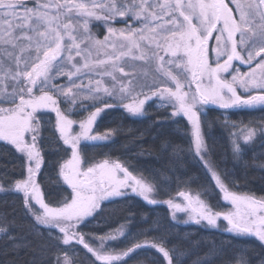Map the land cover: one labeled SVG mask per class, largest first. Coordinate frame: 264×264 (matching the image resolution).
<instances>
[{
  "label": "snow or ice",
  "instance_id": "6c2138e0",
  "mask_svg": "<svg viewBox=\"0 0 264 264\" xmlns=\"http://www.w3.org/2000/svg\"><path fill=\"white\" fill-rule=\"evenodd\" d=\"M100 25L103 39L93 32ZM126 58L143 62L150 73L141 80L125 71ZM149 103L163 109L157 124H183L187 139L185 148L161 138L158 150L189 155L213 181L216 204L206 189L191 187L194 181L166 192L156 175L130 159L89 154L113 142L118 131L97 130L102 113L122 108L143 117ZM209 105L225 110L219 123L228 130L235 160L257 137L264 139V121L237 124L227 115L264 109V0H0V142L20 160L17 175L0 174V192L18 195L23 209L20 221L0 213V234L12 250L28 247L14 229L45 238L39 264H83L81 249L91 264H128L142 250H154L151 264H181L186 253L169 247L160 220L145 218L136 231L131 218L102 234L82 230L103 204L136 196L166 205L170 222L184 214L185 224L252 237L264 247V196L243 191L214 158L206 132ZM45 173L54 190L44 185ZM224 251L210 249L198 264H212L208 257ZM222 264L253 261L238 248Z\"/></svg>",
  "mask_w": 264,
  "mask_h": 264
},
{
  "label": "trees",
  "instance_id": "16d2710c",
  "mask_svg": "<svg viewBox=\"0 0 264 264\" xmlns=\"http://www.w3.org/2000/svg\"><path fill=\"white\" fill-rule=\"evenodd\" d=\"M119 27L118 24L115 25ZM97 38L101 39L105 34L102 25L93 29ZM163 109L149 103L146 105V113L143 117L132 118L123 110L112 108L106 110L101 118L98 119L96 128L104 132L110 128L118 129L113 138V142L107 143L103 148H89L90 155L103 151L110 153L114 157L130 159L132 163L146 171V174L156 175L158 182L164 191L175 192L178 185L184 181H194L191 184L193 189L207 190L210 202L217 203L216 193L213 189V182L204 170L193 162L186 153L178 156L171 152L164 154L158 150L161 138H169L181 147H187V139L183 135V124L171 125L167 123L160 125L156 123L159 113ZM206 120L212 124L210 129H206L207 140L213 148L214 158L222 169H226L233 174L236 182L242 186L243 191H250L256 196H264V168L258 166L259 162L264 161V139L257 137L252 143L244 148L243 157L235 160L231 153V144L228 130L220 126L219 119L225 110L216 106L205 107ZM86 115V113H85ZM227 115L231 121L240 124L241 121H249L259 124L264 121V109L256 110H227ZM243 145V139L240 140ZM143 154L141 153V150ZM20 160L18 154L10 146L0 143V174L8 172L9 175H17L19 172ZM54 178V174H52ZM44 185L50 190L55 189L51 183L49 174L45 173L42 178ZM160 199H167L161 196ZM0 213H6L11 218L15 216L18 221L23 219V209L18 195L13 193L0 192ZM168 210L164 205H148L144 201L130 196L116 200L112 203L102 205L96 219L92 220L87 226L83 227L85 233L102 234L121 223H125L129 218L139 227L145 226L144 219L149 221L160 220L169 235L172 245L178 246L180 251L186 254L182 256L181 264H198L203 261L210 249L215 248L219 252L223 247L225 251L217 259L208 257L212 264H222V261L233 254L234 249H246L251 255L253 264H260L264 259V247L253 239H237L222 231L207 230L191 224H181L170 222ZM23 222L27 225L29 221ZM14 234L22 243L28 247H21L12 250L11 242L0 234V264H39L41 256L40 249L47 241L45 238L29 234L27 228L14 229ZM154 250H142L134 254L128 260V264H136L138 260L147 259L151 264V257ZM79 258L83 264H91L89 255L85 250H79Z\"/></svg>",
  "mask_w": 264,
  "mask_h": 264
},
{
  "label": "rangeland",
  "instance_id": "374dc122",
  "mask_svg": "<svg viewBox=\"0 0 264 264\" xmlns=\"http://www.w3.org/2000/svg\"><path fill=\"white\" fill-rule=\"evenodd\" d=\"M119 25V27H123V25L122 24H118ZM103 26V25H102ZM104 30H105V28H104ZM105 34H106V30H105ZM101 39H103V37L101 38ZM101 56L103 57V53H101ZM122 64H123V66L125 67V71H127V72H135V74H136V76H137V78L138 79H141V80H143L144 79V76H143V73L144 72H149L150 73V69H149V67L147 66V65H145V64H143V62H140V61H131V60H129V59H125L124 61H122ZM241 71L242 72H244V71H248V68L247 67H242L241 68ZM117 76L118 77H120V78H122V79H126V78H124V77H122V75L120 74V73H117ZM147 79H148V81L149 82H151V76L149 75L148 77H147ZM105 82H107V83H109V84H111V80H110V78H108V77H105ZM85 83H87V80H85ZM146 107V106H145ZM205 107H207V106H205ZM118 109H121V110H123L122 108H118ZM108 110V109H107ZM124 111V110H123ZM125 112V111H124ZM126 113V112H125ZM103 114V113H102ZM101 114V115H102ZM127 114V113H126ZM128 115V114H127ZM129 116V115H128ZM133 118V117H132ZM138 118H140V117H138ZM0 143H3V142H0ZM5 144V143H4ZM8 146H10V145H8ZM11 148H12V146H10ZM210 177V176H209ZM211 179V178H210ZM213 182V181H212ZM134 197H136V196H134ZM136 198H138V199H140V200H142L141 198H139V197H136ZM143 201V200H142ZM145 202V201H144ZM146 203V202H145ZM166 208H167V206L166 205H164ZM168 210V209H167ZM179 216H180V222H177V223H181V224H185V223H183V221L185 220V219H187V217L184 215V214H179ZM187 224H191V225H195V226H198V227H202V228H204V229H207V230H215V231H222V230H218V229H210V228H207V227H205V226H203V225H197V224H194V223H191V222H189V223H187ZM223 232V231H222ZM224 233V232H223ZM225 234H227V233H225ZM247 239H253V240H255V241H257L255 238H252V237H246ZM258 242V241H257ZM259 243V242H258Z\"/></svg>",
  "mask_w": 264,
  "mask_h": 264
}]
</instances>
